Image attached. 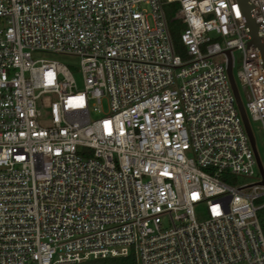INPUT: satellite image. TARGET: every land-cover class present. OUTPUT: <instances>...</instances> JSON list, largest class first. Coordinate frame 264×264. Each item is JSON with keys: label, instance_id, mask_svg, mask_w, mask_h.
Returning a JSON list of instances; mask_svg holds the SVG:
<instances>
[{"label": "built area", "instance_id": "2783aa9c", "mask_svg": "<svg viewBox=\"0 0 264 264\" xmlns=\"http://www.w3.org/2000/svg\"><path fill=\"white\" fill-rule=\"evenodd\" d=\"M249 41L238 0H0V264H264V153L261 175L225 54L264 136ZM36 55L78 58L83 88Z\"/></svg>", "mask_w": 264, "mask_h": 264}, {"label": "rangeland", "instance_id": "374dc122", "mask_svg": "<svg viewBox=\"0 0 264 264\" xmlns=\"http://www.w3.org/2000/svg\"><path fill=\"white\" fill-rule=\"evenodd\" d=\"M232 57L234 59V66L232 69V75L236 81L237 84V88H238V93L240 95V100H242V102L244 103V96H243V92L240 86L239 81H237L236 78V73L238 71V69L241 68V62H240V53L239 52H233ZM46 58H50L53 60L58 61L59 63L63 64L64 66H69L74 70V77H75V81H76V85H78L79 89L83 88L82 85V79L81 76L79 74V66H78V58L70 56V55H65V56H58V55H36L35 59H46ZM222 58L216 57L214 58L215 62H219ZM95 104V103H94ZM109 110V103L107 98H102L99 104H95V111H92L91 109V119H97L102 117L105 113H107ZM43 126H47L46 122L42 121L40 122ZM250 129H251V133L252 136L255 140V148H256V152L258 157H260L263 160V153H264V136L262 133V130L260 128V126L251 123L250 122ZM258 180V176H254V177H241V179L238 180L239 183H255ZM264 201V199L262 200V198H260L259 201H257V203L261 204Z\"/></svg>", "mask_w": 264, "mask_h": 264}, {"label": "water", "instance_id": "95a60500", "mask_svg": "<svg viewBox=\"0 0 264 264\" xmlns=\"http://www.w3.org/2000/svg\"><path fill=\"white\" fill-rule=\"evenodd\" d=\"M238 2H239V4H241L242 11H243V21H244V24H246V27L248 28V31H249V35L251 37V41H249V44L252 45L256 49V51L259 52L260 61H262V67L264 70V51L262 49L261 43L259 42V37L257 34V24H255L250 17V5L248 4L247 0H238ZM225 54H226L227 62H228V64H227L228 80L230 81L231 89H232L234 98L236 100V104H237L239 114L241 116V119L243 120L247 136L250 139V143H251L253 155L255 157L256 164L258 167V171L262 175V164L260 161V157H258L257 152H256L255 140L252 136L250 125H249L248 119L246 118L242 102L238 96V91L236 88L235 81H233L232 68H231V62H230V52L226 51Z\"/></svg>", "mask_w": 264, "mask_h": 264}, {"label": "trees", "instance_id": "16d2710c", "mask_svg": "<svg viewBox=\"0 0 264 264\" xmlns=\"http://www.w3.org/2000/svg\"><path fill=\"white\" fill-rule=\"evenodd\" d=\"M176 7L177 6L173 5V7L166 8L167 23L169 25L170 38H171V43L173 44L174 47V51L177 55L181 56V58L184 59L185 51L183 44H181L179 39L180 31H182L183 25L179 24L174 19V10L176 9ZM263 199L264 198H262V200ZM257 215H258L260 229L262 231V234L264 235V206L257 212ZM88 264H135V259L134 256L130 254L127 259H114L109 261L89 262Z\"/></svg>", "mask_w": 264, "mask_h": 264}]
</instances>
